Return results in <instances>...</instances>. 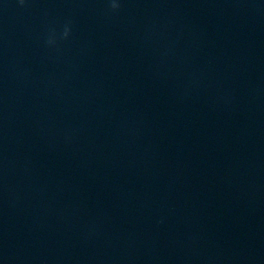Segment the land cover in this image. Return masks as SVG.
I'll use <instances>...</instances> for the list:
<instances>
[{"label": "water", "instance_id": "water-1", "mask_svg": "<svg viewBox=\"0 0 264 264\" xmlns=\"http://www.w3.org/2000/svg\"><path fill=\"white\" fill-rule=\"evenodd\" d=\"M0 264H264V0H0Z\"/></svg>", "mask_w": 264, "mask_h": 264}, {"label": "clouds", "instance_id": "clouds-1", "mask_svg": "<svg viewBox=\"0 0 264 264\" xmlns=\"http://www.w3.org/2000/svg\"><path fill=\"white\" fill-rule=\"evenodd\" d=\"M21 3H23V0H21ZM112 7H113V8H117V7H119V5H117V4H113ZM65 35H67V32L65 33Z\"/></svg>", "mask_w": 264, "mask_h": 264}]
</instances>
